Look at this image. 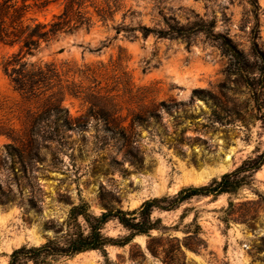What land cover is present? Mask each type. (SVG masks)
<instances>
[{"label":"rangeland","instance_id":"1","mask_svg":"<svg viewBox=\"0 0 264 264\" xmlns=\"http://www.w3.org/2000/svg\"><path fill=\"white\" fill-rule=\"evenodd\" d=\"M120 4L106 24L94 13L89 31L42 42L22 60L54 64L75 83L63 106L87 125L62 128L66 136L56 142L41 140L39 158L22 159L8 149L13 139L0 136V264L15 249L62 236L82 201L96 215L131 211L207 185L264 150V0ZM59 10L31 15L49 21ZM142 26L169 35L144 37ZM18 51L0 45V108L21 129L28 105L4 72ZM93 104L97 110H89ZM153 216L158 229L125 246L54 264H264V168L235 194L195 198ZM104 233L130 234L117 221Z\"/></svg>","mask_w":264,"mask_h":264},{"label":"trees","instance_id":"2","mask_svg":"<svg viewBox=\"0 0 264 264\" xmlns=\"http://www.w3.org/2000/svg\"><path fill=\"white\" fill-rule=\"evenodd\" d=\"M53 5L60 10L49 21H41L31 15L33 11L47 12ZM120 9V0H22L21 3L18 0H0V45L19 46V51L5 63L4 72L14 90L28 105L21 129L17 128L13 119L8 118V112L0 108V136L13 139L14 143L8 145L10 152H17L22 159L26 156L39 158L41 140L56 142L66 136L62 128L75 130L87 125V120L83 121L86 116L73 118L63 106L66 93L76 95L73 90L76 84L63 80V75L54 64L22 60L33 55L42 42H50L61 34L80 29L89 31L95 24L94 13L106 24ZM139 29L144 37L151 33H158L160 37L169 35L146 26ZM223 38L226 51L240 59L243 55L233 41ZM89 110L97 109L93 104ZM42 126L50 130L42 131ZM263 168L264 150L207 185L184 187L174 195L149 199L131 211L108 209L96 215L90 205L82 201L71 208L66 222L67 230L62 236L48 239L39 246L15 249L10 254L9 264H54L62 258L100 250L107 245L125 246L136 236L147 235L158 229L160 220L154 219L155 211H173L195 198L235 194L250 186ZM112 221H117L130 234L121 239L106 236L104 229Z\"/></svg>","mask_w":264,"mask_h":264}]
</instances>
